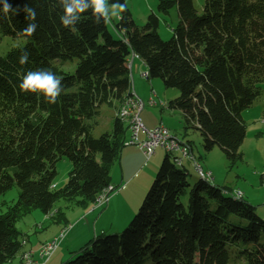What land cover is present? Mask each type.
<instances>
[{
	"label": "trees",
	"instance_id": "obj_1",
	"mask_svg": "<svg viewBox=\"0 0 264 264\" xmlns=\"http://www.w3.org/2000/svg\"><path fill=\"white\" fill-rule=\"evenodd\" d=\"M8 2L14 8L27 3L37 15L31 21L22 11L4 14L0 5V36L24 39L0 54V195L14 184L20 189L0 213V264L21 248L15 224L23 214L32 208L47 213L62 197L93 202L110 183L128 125L114 117L111 131L94 136L92 130L103 104L116 109L131 96L132 53L144 60L148 79L179 90L167 106L181 110L185 127L201 132L206 150L219 144L228 159L242 157V112L264 83V0H204L201 12L194 0H158L164 14L177 8L170 39L161 38L155 12L140 26L125 0H118L127 8L122 20L96 24L89 11L74 29L62 25L59 0ZM29 23L38 25L31 36L22 31ZM24 50L29 59L21 65ZM72 59L74 71L64 70L62 62ZM39 69L62 78L57 103L21 90L23 75ZM63 157L72 168L56 189V163ZM188 175L184 160L178 164L166 152L128 226L96 235L61 264H228L234 258L264 264V217L255 206L199 175L190 182Z\"/></svg>",
	"mask_w": 264,
	"mask_h": 264
},
{
	"label": "rangeland",
	"instance_id": "obj_2",
	"mask_svg": "<svg viewBox=\"0 0 264 264\" xmlns=\"http://www.w3.org/2000/svg\"><path fill=\"white\" fill-rule=\"evenodd\" d=\"M125 2L138 25H144L148 14L155 12L159 17L158 31L161 38L172 37L173 29L178 24L176 6L168 14H164L157 8L158 0ZM203 3L204 0H194L198 12H201ZM23 42V38L0 36V54H5L9 48ZM128 59L130 60V56ZM76 61L65 60L61 66L64 70L74 71ZM135 67H132L131 83L133 88L135 84L137 95L145 103L140 112L145 125L151 128L162 122L178 138L188 140L192 145L197 161L190 163L184 159L190 182L198 179L195 166L201 164L206 172H210L212 183L226 187L228 192H233L234 195L240 193L241 196L238 197H244L251 202L256 213L264 217V83L255 104L243 111L247 121V133L239 149L242 157L232 161L227 158L219 144L211 150H206L203 147L201 132L192 126L185 127L186 122L181 110L167 106L168 100L179 94L177 88L166 87L163 80L158 77L144 79ZM143 68L147 66L141 64L140 69ZM150 95L158 104L148 103ZM160 101L165 104L160 105ZM112 113L115 117L112 107L107 104L101 106L96 117L97 123L92 130L94 136L112 130L114 118ZM125 124L128 125L127 122ZM130 136L131 130L128 126L125 131V145L121 148L119 158L110 166V183L116 186V191L111 194L107 204L96 205L90 200L82 202V198L73 196L67 199L59 198L47 213L39 208H32L19 217L15 224L23 238L19 252L3 264H23L26 260L23 255L26 252L31 254V259H34L36 264H61L85 241L103 232L122 231L128 226L151 192L167 152L163 147H158L149 158H146L137 145L126 143ZM143 136L141 132L140 138L143 139ZM71 168L72 162L68 157L58 160L57 175L52 187L56 189L63 187ZM19 191L18 185L14 184L0 195V213L6 211L16 201ZM53 240L57 247L45 262L46 258L40 257V250L43 244ZM64 255L68 256L64 258ZM228 264H243V261L234 258Z\"/></svg>",
	"mask_w": 264,
	"mask_h": 264
},
{
	"label": "clouds",
	"instance_id": "obj_3",
	"mask_svg": "<svg viewBox=\"0 0 264 264\" xmlns=\"http://www.w3.org/2000/svg\"><path fill=\"white\" fill-rule=\"evenodd\" d=\"M59 4L62 8L60 21L64 27L70 29H74L75 25L80 22L81 15L86 12H91L94 23L110 24L114 19L122 20V14L127 10L126 4L119 3L118 0L111 4L109 0H59ZM0 5H2L4 14L19 15L22 11L26 14L27 19L31 21L36 19L35 8L30 7L27 3L23 8L19 6L14 8L8 0H0ZM37 27L36 23H29L22 31L31 36L35 34ZM28 59L29 53L26 50L22 51L19 63L24 65ZM20 88L24 92L42 94L47 103L54 104L58 102L63 91L62 78L51 70L28 71L22 77Z\"/></svg>",
	"mask_w": 264,
	"mask_h": 264
},
{
	"label": "built area",
	"instance_id": "obj_4",
	"mask_svg": "<svg viewBox=\"0 0 264 264\" xmlns=\"http://www.w3.org/2000/svg\"><path fill=\"white\" fill-rule=\"evenodd\" d=\"M132 58V56H131ZM141 74V72H140ZM143 104V100H142ZM131 105H135L133 101H128L123 106V112L128 111ZM128 126L131 130L130 139L126 141L127 144H138L140 148H142L146 158H149L158 147H161V143L163 142L164 134H172L167 127L164 125H156L154 128H148L144 122L141 121L140 118L135 119L128 123ZM144 133V138H140V133ZM173 140V150H181L182 152L186 153L185 147L181 145L180 141L177 139L174 134H172ZM181 163V161H178ZM196 168L198 169L199 174H207L210 175V172L204 171L198 164H196ZM113 190V186L109 185L106 188L104 196H101V199L98 200L96 205H102L108 201L110 195L109 193ZM240 195V193H236ZM57 243L55 241L49 242L47 245H43L40 250V257H45L46 260L52 255L53 251L56 249ZM26 264H36L34 259H30L29 262Z\"/></svg>",
	"mask_w": 264,
	"mask_h": 264
},
{
	"label": "bare ground",
	"instance_id": "obj_5",
	"mask_svg": "<svg viewBox=\"0 0 264 264\" xmlns=\"http://www.w3.org/2000/svg\"><path fill=\"white\" fill-rule=\"evenodd\" d=\"M131 56H132V59H131ZM134 57H138L137 54L135 53H132L130 55V60L128 59L127 61V65L129 66V68L132 67V64H133V58ZM141 76L144 78V79H148V70L147 69H144L141 71ZM131 82H132V78H131ZM131 87H132V90H131V96H128L127 99L118 107L115 109V117H119L121 120H123L124 122H131V121H134L135 119L137 118H140L141 121L143 122L141 116H140V112L141 110L144 108L145 106V103L143 101V104H142V98H140L137 93L134 91V88L132 86V83H131ZM128 101H133L135 103V105H131V107L129 108L128 111H125L123 112V106L126 102ZM148 103L149 104H158V101H156L152 95L149 96V100H148ZM160 105H164L165 103L163 101H160L159 102ZM158 125H163L162 123L158 124ZM155 127V126H154ZM153 127V128H154ZM166 127V126H165ZM170 131V130H169ZM171 132V131H170ZM172 133V132H171ZM173 134V133H172ZM172 134H164L163 136V142L161 143V147H163L167 152L171 153L174 157V160L178 163V161H181V163L183 162L182 160L186 159L188 160L189 162H196L197 159L195 158V155L193 153V149H192V145L189 143L188 140H182L180 138H178L175 134L174 136L177 137V139L180 141L181 145L185 147V150H186V153L182 152L181 150L177 149V150H173V140H172ZM138 145V144H137ZM142 149V148H141ZM143 151V150H142ZM144 153V152H143ZM181 163H178V164H181ZM200 166V168H202L201 164H198ZM195 169L197 170V173H198V169L196 168L195 166ZM204 170V168H202ZM205 171V170H204ZM198 175L201 177V178H205V179H209L211 180L210 178V175H207V174H199ZM109 185H112L113 186V190L109 193V195L111 196V194L113 192H115L116 190V186H114L113 184L109 183L107 186H105L104 188H102V190L99 192V194L96 196L95 200L93 201V203L97 204L98 200L101 199V196H104L105 194V191H106V188L109 186ZM226 192L228 190H225ZM236 194V193H235ZM234 195V194H233ZM236 197L238 196H241V195H234ZM109 200V199H108ZM55 241V240H53ZM48 243H45L43 245H47ZM26 258L25 262L23 264H26L27 262L30 261L31 259V254L30 253H24L23 255V258Z\"/></svg>",
	"mask_w": 264,
	"mask_h": 264
},
{
	"label": "crops",
	"instance_id": "obj_6",
	"mask_svg": "<svg viewBox=\"0 0 264 264\" xmlns=\"http://www.w3.org/2000/svg\"><path fill=\"white\" fill-rule=\"evenodd\" d=\"M136 60H137V63H135ZM141 64H142V65H145V64H144V60H143L142 58H140V57H137V59L133 58V64H132V67H133V66H136L135 69L138 70L139 73H140L142 70H144V68H143V69H140ZM132 67H131V74H132ZM145 69H147V68H145ZM132 77H133V76H132ZM134 91L136 92V90H135V84H134ZM255 102H256V100L254 101L253 104H255ZM253 104H252V105H253ZM252 105H251V106H252ZM112 109H113V111H114V113H115V109H114L113 107H112ZM243 111H244V110H243ZM242 115H243V112H242ZM112 116L114 117L113 113H112ZM243 117H244V116H243ZM160 123H162V122H160ZM144 124H145V123H144ZM157 125H158V124H157ZM151 128H152V127H151ZM142 133H143V132H142ZM143 134H144V133H143ZM144 136H145V135H144ZM144 136H143V138H144ZM135 145H137V144H135ZM137 146H138V145H137ZM138 147H139V146H138ZM139 148H140V147H139ZM140 149H141V148H140ZM141 150H142V149H141ZM142 152H143V151H142ZM143 154H144V153H143ZM144 155H145V154H144ZM109 200H110V198H109ZM109 200H108V201H109ZM85 242H86V241H85ZM85 242H84V243H85ZM82 244H83V243H82ZM82 244H81V245H82ZM79 246H80V245H79ZM65 256H68V255H64V258H65Z\"/></svg>",
	"mask_w": 264,
	"mask_h": 264
}]
</instances>
